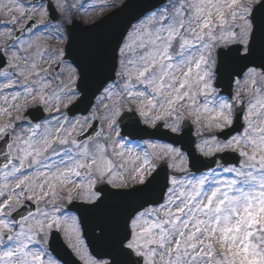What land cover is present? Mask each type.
Segmentation results:
<instances>
[{"label": "snow or ice", "instance_id": "snow-or-ice-1", "mask_svg": "<svg viewBox=\"0 0 264 264\" xmlns=\"http://www.w3.org/2000/svg\"><path fill=\"white\" fill-rule=\"evenodd\" d=\"M90 10L0 0V264H264V0Z\"/></svg>", "mask_w": 264, "mask_h": 264}, {"label": "rangeland", "instance_id": "rangeland-1", "mask_svg": "<svg viewBox=\"0 0 264 264\" xmlns=\"http://www.w3.org/2000/svg\"><path fill=\"white\" fill-rule=\"evenodd\" d=\"M85 1H88V0H82V2L85 4V8L92 9L88 12V18H82L85 24H89L93 20L99 18L105 13H108L109 11L120 6L124 2V0H89V3L86 4ZM73 2L78 3V2H81V0H73ZM96 5H106V7L102 9L93 8V6H96ZM81 11H84V10L82 9ZM6 18L7 17L4 16L3 14H0V20L6 19ZM49 43H51L52 46L54 47L57 45L56 40H50Z\"/></svg>", "mask_w": 264, "mask_h": 264}, {"label": "water", "instance_id": "water-1", "mask_svg": "<svg viewBox=\"0 0 264 264\" xmlns=\"http://www.w3.org/2000/svg\"><path fill=\"white\" fill-rule=\"evenodd\" d=\"M118 10L119 9L114 11V12H117V16L114 17V20H119V19H122V18H126L128 16V14H129L127 10H125L124 12H119ZM167 171H168V169H165V168L161 169V176H160L161 179L163 178L165 172H167ZM62 255H64V254H62ZM65 255H64V257H65V260L67 261V264H75V258L71 257V255L69 253H65Z\"/></svg>", "mask_w": 264, "mask_h": 264}]
</instances>
